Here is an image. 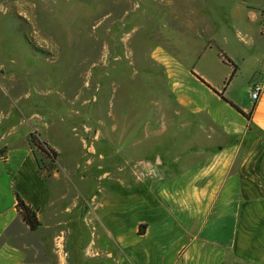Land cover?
<instances>
[{
  "label": "rangeland",
  "instance_id": "1",
  "mask_svg": "<svg viewBox=\"0 0 264 264\" xmlns=\"http://www.w3.org/2000/svg\"><path fill=\"white\" fill-rule=\"evenodd\" d=\"M260 2L0 0V161L11 168L18 158L11 151L29 150L30 134L57 151L53 160L35 152L40 172L58 176L46 180L35 177L30 155L18 158L15 186L46 208L36 232L20 230L26 264H57L59 250L76 263L80 247L83 264H111L88 259L92 249L113 250L94 238L102 233L98 193L108 184L137 183L144 173L155 176L160 154L172 169L187 163V146L201 144L211 130L203 114L176 100L173 65H190L208 35L239 59L235 36L253 38L259 21L247 6ZM215 54L213 47L204 56L205 67L220 87L225 68ZM238 89L235 80L233 96ZM57 214L54 232L65 239L41 227Z\"/></svg>",
  "mask_w": 264,
  "mask_h": 264
},
{
  "label": "crops",
  "instance_id": "2",
  "mask_svg": "<svg viewBox=\"0 0 264 264\" xmlns=\"http://www.w3.org/2000/svg\"><path fill=\"white\" fill-rule=\"evenodd\" d=\"M247 8L259 25L251 39L241 32L235 36L239 59L208 35L205 45L191 52L190 65L176 63L170 72L176 100L188 112L204 115L211 131L204 124L198 126L208 131V137L187 146V163L178 170L160 154L155 176L144 173L137 183L108 184L101 196L98 193L95 217L102 233L94 238L110 242L113 250L92 249L88 259L104 257L111 264H264V0ZM213 47L217 62L225 68L220 87L211 83L205 67L204 56ZM249 58L252 67L244 72L243 63ZM235 80L239 89L233 96L230 88ZM254 85L261 86L256 100L250 98ZM11 152L10 156L33 158L35 177H58L40 172L30 147ZM18 158L11 168L4 167L8 160L0 161V264H26V252L18 244L20 230L36 232L46 215L44 206L14 184ZM16 195L35 210L39 221L35 230L21 219ZM58 216L41 227L46 226L54 239H65L61 230L54 232ZM81 234L79 227L75 238L80 240ZM63 251L59 250L57 264H83L81 247L74 251L76 263Z\"/></svg>",
  "mask_w": 264,
  "mask_h": 264
},
{
  "label": "trees",
  "instance_id": "3",
  "mask_svg": "<svg viewBox=\"0 0 264 264\" xmlns=\"http://www.w3.org/2000/svg\"><path fill=\"white\" fill-rule=\"evenodd\" d=\"M220 56L224 61L231 63L229 58H227L224 53L220 52ZM230 104L233 105L235 108H237L233 103H230ZM241 112L247 118H249L248 114L244 113L243 111ZM28 142H29V147L31 151L34 154V157H35L36 150H39L40 152L45 154L48 158H51V160H53L57 156V151L52 146H50L49 143L45 140H41L35 137L34 135L30 134V136L28 137ZM36 162H37V159H36ZM16 208H17V211L21 219L28 226V228L30 230H35L39 225L36 212L31 206L25 204V202L18 195H16Z\"/></svg>",
  "mask_w": 264,
  "mask_h": 264
},
{
  "label": "built area",
  "instance_id": "4",
  "mask_svg": "<svg viewBox=\"0 0 264 264\" xmlns=\"http://www.w3.org/2000/svg\"><path fill=\"white\" fill-rule=\"evenodd\" d=\"M260 90H261V86L254 85V87L252 88L251 93H250V98L252 100H256V98L258 97V95L260 93Z\"/></svg>",
  "mask_w": 264,
  "mask_h": 264
},
{
  "label": "water",
  "instance_id": "5",
  "mask_svg": "<svg viewBox=\"0 0 264 264\" xmlns=\"http://www.w3.org/2000/svg\"><path fill=\"white\" fill-rule=\"evenodd\" d=\"M0 138H1V135H0Z\"/></svg>",
  "mask_w": 264,
  "mask_h": 264
}]
</instances>
